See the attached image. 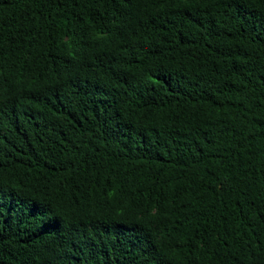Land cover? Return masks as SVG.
Here are the masks:
<instances>
[{"label":"trees","instance_id":"1","mask_svg":"<svg viewBox=\"0 0 264 264\" xmlns=\"http://www.w3.org/2000/svg\"><path fill=\"white\" fill-rule=\"evenodd\" d=\"M0 264H264V0H0Z\"/></svg>","mask_w":264,"mask_h":264}]
</instances>
